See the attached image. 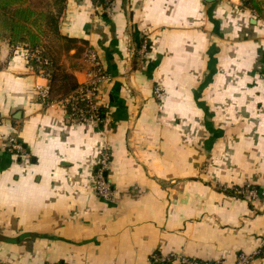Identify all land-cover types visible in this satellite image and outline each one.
<instances>
[{
  "label": "crops",
  "instance_id": "crops-1",
  "mask_svg": "<svg viewBox=\"0 0 264 264\" xmlns=\"http://www.w3.org/2000/svg\"><path fill=\"white\" fill-rule=\"evenodd\" d=\"M261 7L65 0L59 32L78 42L46 47L78 84L87 46L110 74L102 120L80 124L63 98H41L49 79L0 32V264H161L153 254L173 253L264 264ZM144 38L149 55L134 68ZM103 142L109 200L94 190Z\"/></svg>",
  "mask_w": 264,
  "mask_h": 264
},
{
  "label": "built area",
  "instance_id": "built-area-1",
  "mask_svg": "<svg viewBox=\"0 0 264 264\" xmlns=\"http://www.w3.org/2000/svg\"><path fill=\"white\" fill-rule=\"evenodd\" d=\"M106 6H108L111 0H102ZM149 39L144 38L137 51L138 57L144 62L149 55ZM23 55L28 60L35 59L39 63H47V59L43 58L39 51H30L24 49ZM84 59L89 65L87 79L80 82L74 90L67 94L61 102L69 108V116L74 124L87 123L89 121L99 122L102 119V104L101 95L103 85L110 80V74L102 61L98 56L96 50L87 46L84 51ZM39 73L49 79V72L43 69L40 65L37 66ZM49 84L40 88L39 95L46 101L47 104L53 105L56 101L49 100ZM157 94L160 96V89H157ZM2 117L0 115V124ZM8 149L15 153L20 160L25 158L28 153L23 144L17 139L14 134H10L5 138ZM101 155L96 160L95 170V186L96 192L102 199L109 200L113 195V188L110 180L106 176L109 161L111 160V150L105 142L100 146ZM240 192L241 190H237ZM248 192L255 196L256 192L253 189H248ZM152 260L158 263L161 262H173L177 261L178 264H221L217 261L203 262L198 259H191L185 255L170 254L164 256L161 254H153ZM245 260L244 254L239 255V263Z\"/></svg>",
  "mask_w": 264,
  "mask_h": 264
},
{
  "label": "trees",
  "instance_id": "trees-1",
  "mask_svg": "<svg viewBox=\"0 0 264 264\" xmlns=\"http://www.w3.org/2000/svg\"><path fill=\"white\" fill-rule=\"evenodd\" d=\"M103 6L106 4L98 0ZM245 6L254 10H262V0H242ZM65 0H0V32L15 45L23 43L30 51H39L47 59V63L30 62L49 72V98L62 99L69 94L78 83L74 77L59 64L56 55L46 47L47 40L54 43L74 44L78 39L64 36L59 32V19ZM150 49V48H149ZM77 54V53H76ZM138 54L133 57L134 68H137ZM170 262H161L169 264Z\"/></svg>",
  "mask_w": 264,
  "mask_h": 264
},
{
  "label": "rangeland",
  "instance_id": "rangeland-1",
  "mask_svg": "<svg viewBox=\"0 0 264 264\" xmlns=\"http://www.w3.org/2000/svg\"><path fill=\"white\" fill-rule=\"evenodd\" d=\"M136 61H137V64L138 65H141V64H143V62H142V60L139 58V57H137V59H136ZM161 95V94H160ZM157 96H159L158 94H157ZM111 161V160H110ZM110 161H109V165H110ZM95 165H96V162H95ZM107 177H108V170H107V175H106ZM112 185V184H111ZM94 190H95V193L97 194V192H96V186H95V174H94ZM98 195V194H97ZM99 196V195H98ZM113 196V195H112ZM100 197V196H99Z\"/></svg>",
  "mask_w": 264,
  "mask_h": 264
},
{
  "label": "water",
  "instance_id": "water-1",
  "mask_svg": "<svg viewBox=\"0 0 264 264\" xmlns=\"http://www.w3.org/2000/svg\"><path fill=\"white\" fill-rule=\"evenodd\" d=\"M206 1L213 2V1H215V0H206ZM106 175H107V173H106Z\"/></svg>",
  "mask_w": 264,
  "mask_h": 264
}]
</instances>
